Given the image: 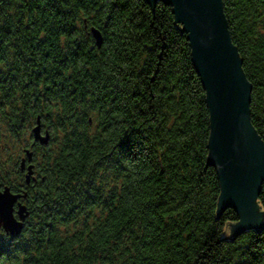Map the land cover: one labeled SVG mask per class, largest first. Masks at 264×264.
I'll return each instance as SVG.
<instances>
[{
	"label": "trees",
	"instance_id": "16d2710c",
	"mask_svg": "<svg viewBox=\"0 0 264 264\" xmlns=\"http://www.w3.org/2000/svg\"><path fill=\"white\" fill-rule=\"evenodd\" d=\"M222 1L264 141V0ZM172 8L0 0V189L30 210L20 234L0 228V264H264V228L233 235L234 207L216 218L206 92Z\"/></svg>",
	"mask_w": 264,
	"mask_h": 264
},
{
	"label": "water",
	"instance_id": "95a60500",
	"mask_svg": "<svg viewBox=\"0 0 264 264\" xmlns=\"http://www.w3.org/2000/svg\"><path fill=\"white\" fill-rule=\"evenodd\" d=\"M151 4L155 17L156 0ZM173 5L174 23L188 33L191 60L201 77L209 110L210 134L207 143L208 164L216 166L220 185L216 218L227 207H234L239 221H228L231 233L246 228L259 233L264 228V211L257 198L264 180V141L251 122L252 85L243 70V61L233 43L222 0H163ZM96 44L101 46L103 35L91 27ZM91 120V119H90ZM34 142L47 145L50 132L43 129L38 115L32 128ZM21 160L26 184L34 177L33 151L26 149ZM30 163L26 165V162ZM28 192H14L9 185L0 189V228L7 234L18 235L30 215L23 199ZM22 199V200H21Z\"/></svg>",
	"mask_w": 264,
	"mask_h": 264
},
{
	"label": "flooded vegetation",
	"instance_id": "af4514ba",
	"mask_svg": "<svg viewBox=\"0 0 264 264\" xmlns=\"http://www.w3.org/2000/svg\"><path fill=\"white\" fill-rule=\"evenodd\" d=\"M29 163H30V162L27 161V162H26V165H28ZM23 172H24L23 174L25 175V173L27 172V168H26ZM21 200H22V199H21ZM22 201H23V200H22Z\"/></svg>",
	"mask_w": 264,
	"mask_h": 264
},
{
	"label": "rangeland",
	"instance_id": "374dc122",
	"mask_svg": "<svg viewBox=\"0 0 264 264\" xmlns=\"http://www.w3.org/2000/svg\"><path fill=\"white\" fill-rule=\"evenodd\" d=\"M230 232V229L227 227L226 229H225V233H229Z\"/></svg>",
	"mask_w": 264,
	"mask_h": 264
}]
</instances>
